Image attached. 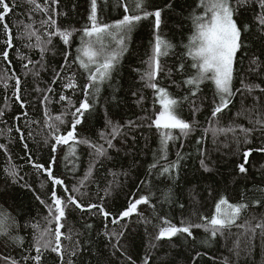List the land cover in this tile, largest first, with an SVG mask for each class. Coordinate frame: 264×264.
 <instances>
[{
  "label": "snow or ice",
  "instance_id": "6c2138e0",
  "mask_svg": "<svg viewBox=\"0 0 264 264\" xmlns=\"http://www.w3.org/2000/svg\"><path fill=\"white\" fill-rule=\"evenodd\" d=\"M24 2L29 6V16L27 21L16 23L17 33L15 38L20 40L22 49L28 51L17 49L14 43L13 29L7 19L10 14H14L15 9L19 6V0H0V29H2L4 36L2 45H0V61L5 62L7 65L3 69L4 74L0 76V81L3 82L5 90L9 88L8 81H14L12 99L20 109V113L14 116L13 119L18 121L21 118L26 119L28 117L26 109L31 106V101L26 97L31 95L32 92L42 94V99L38 103L43 104L45 108L43 126L47 129V132L43 143L49 147L52 153L48 162L46 164L37 162L29 144L26 142L23 127L18 126L15 131L19 134L17 142L21 143L25 152L24 159L35 170L45 176L46 180L50 182L51 190L47 200L40 195L36 196L40 204L47 209V216L44 217L45 223L43 225L38 222L25 225V227L33 229L31 249H34L35 254H22L21 260L4 257L3 264H46L47 257L45 253L55 254L56 264H75L73 257L79 255V241L71 243L69 246L62 243V240L65 239L72 241L71 234L66 235L62 229L66 227L68 214L73 211L102 217L106 222L103 235L109 240L113 248V254L120 252L121 255L126 256L130 264H135L131 255H127L124 250L122 239L126 235L128 224L121 225V221H128L136 216L144 223H151V220L144 216L143 209L140 206H149L153 212H156V203L153 199L155 193L151 191L152 182L140 181L137 192L147 183L149 185L148 193H128L126 206L115 214L106 203L107 198L112 194L111 186L103 190V195L97 193L99 202L92 201L91 193L82 191V189L86 188L88 183L91 182L95 163H100L101 158L110 159L109 150L111 149L119 152V148L113 141L126 139L127 133L123 129L130 130L143 125L132 120L127 121L126 124H120L108 119L106 124L110 128V132L100 133L102 144L87 138H80L77 135V126L81 125L86 115L91 114L95 109L103 87L106 84L110 85L112 82L114 73L117 71L123 55L128 50L127 42L131 34L143 21H151L154 34L152 55L145 62L146 67L143 72L137 69L141 81H144V87L151 89L153 92L154 118L145 117V119L149 121L148 127L155 128L158 134V151L153 154V162L149 165L148 175L166 178L173 182L177 181L180 178L179 172L184 156L177 152L176 159L170 160L168 156L170 144L178 140L188 139L197 126L202 129L200 138L196 140L197 144H200L209 134H211L214 141L220 135L228 137L231 134V141L236 145V152L242 156L243 161L237 163L236 168L240 174H246L248 172L246 165L249 163V157L254 152L264 153V147H250L253 144L255 132L259 131L261 139H264V113L259 111L260 98L253 96L255 101L253 106L242 110L249 113L247 118L252 127H244L241 124L222 127L220 117L225 110H229V106L233 103L238 92L243 95L242 89L234 86L238 54L247 50L248 41L254 35H259L261 40L264 41V0H192V4L188 5L191 10L186 17L189 22V34L186 42L182 40L179 46L162 35V25L165 22L164 14L175 10V0H166L163 4L156 3V0H115L114 7L120 11L121 15L111 23L102 21L100 17L104 9L112 4V0H89L87 22L80 28L73 26L71 23L59 22L61 16H69L68 11H58L62 0H43V2L41 0H24ZM74 7L75 5H73ZM246 11L254 13L253 22H248L243 18V12ZM36 14L42 17L39 20V28L36 27ZM77 36H79V46L75 47V55H73L71 49ZM57 39L65 46L64 49L60 50L63 56V64L59 70H53L51 84L54 85L63 80L62 88L65 91L71 90L73 95L80 91L83 98L76 106L72 96L63 93L58 94V102H66V104L64 105V111L54 114L48 110L49 104L54 103L50 96L54 92L53 87L31 88L27 79L22 80L20 75L12 72L13 59L10 53L16 52V62L24 70V75L39 78L41 71L46 67L47 52L58 48L55 43ZM177 47L182 48L178 55L177 70L180 74L187 73L180 84L181 87L186 88L187 94L181 97H175L169 92L168 86L162 84V80L170 79L172 73V69L165 70L162 58L174 55V49ZM36 52H38L39 59L35 58ZM250 64L261 67L262 61L258 58H252ZM29 65L33 66L32 69L29 68ZM72 65H78L81 75L86 78L83 84L78 83L77 73L71 70ZM208 82H211L214 91L209 102L212 105L210 115L205 119V123L209 127H204L196 119L197 114L202 109L196 105L195 99L198 93L202 92V87ZM172 83L175 84L176 82L173 80ZM241 85L249 95H252L257 89L264 93V87H261L260 84H245L241 80ZM133 95H137V93H133ZM144 100L145 97L142 94L138 95L137 104L142 105ZM201 103H203V100ZM156 104L159 105L158 109L155 108ZM185 104L190 106L193 117L192 122L183 117ZM8 109L9 105L5 103V107L0 109V118L7 114ZM252 113L256 114L255 119L252 118ZM241 114V112L236 113L237 116ZM69 115L71 116L70 122L66 119ZM5 123L7 122L5 121ZM31 123L36 124L39 121L33 120ZM69 123L70 127L65 128L64 126ZM24 127L30 129V124H25ZM175 130H178V134ZM7 132L11 133L12 128H7ZM32 136L33 133L29 130L27 137ZM81 144L92 150L89 154L94 158V163L90 164L89 169L78 180V184L69 188L65 178L55 174L57 152L61 146H67L64 159L66 161L70 157L74 159L77 156V146ZM180 147H183L182 143ZM0 153L6 156L8 163L4 171L11 177L13 183L23 181L24 178L20 175L19 166L12 162L10 143H0ZM201 155H204L203 152H201ZM200 167L205 172L211 171L206 163V158L200 159ZM20 186L34 191L27 182L21 183ZM75 193H79V196ZM162 195L164 199L161 201V205L173 202L171 188L167 192L162 191ZM85 197L88 198L89 202H85ZM157 199L159 198L157 197ZM257 203L264 204V201H257ZM180 207L183 208V205L181 204ZM248 208L249 204L247 203H233L226 196H220L214 203L213 213L210 216L201 215V222L199 223H185L184 220H181L178 226L166 215H159L158 218L164 226L159 227L154 239L156 241H171L173 238L184 237L186 240L188 237H192L194 240L193 229H202L206 234V239L202 243L207 244L210 239L224 236L233 227H237L243 228L245 235L251 234L250 241L255 238L256 230L259 229L261 239L264 240V219L255 224L247 220L244 223H238L242 214ZM108 222L114 226H120L121 230L119 232L107 230ZM84 227L91 229L93 226L85 224ZM19 228V222L15 217L5 210H0V237L4 238L5 241H10L17 247H24V237L18 234ZM155 246V244L152 245V247ZM238 249L239 242L237 241L234 249L237 256L239 255ZM200 256L201 253L196 252L191 264H196V260ZM142 264H149L147 256H145ZM225 264H228L227 258H225Z\"/></svg>",
  "mask_w": 264,
  "mask_h": 264
},
{
  "label": "trees",
  "instance_id": "16d2710c",
  "mask_svg": "<svg viewBox=\"0 0 264 264\" xmlns=\"http://www.w3.org/2000/svg\"><path fill=\"white\" fill-rule=\"evenodd\" d=\"M19 2L14 14H10L7 19L13 29L14 43L17 49L28 51L22 49L20 40L15 38L17 33L16 23L18 21H27L29 16V6L24 0H19ZM164 2L166 0H156L158 4H163ZM114 4L115 0H112V4L104 9L100 17L102 21L111 23L120 17L121 13L114 7ZM189 4H192V0H175V10L164 14L165 22L162 25V35L178 46L182 40L186 42L189 34V22L186 19L188 12L191 10L188 7ZM73 5H75L74 8ZM88 9L89 0H62L58 11H68L69 17L61 16L59 22L71 23L77 28L83 27L87 22ZM253 16L254 13L252 11L243 12V18L248 22H253ZM41 18L39 14H36L37 28H39V20ZM3 39V32L0 29V45H2ZM153 42L152 23L151 21H143L131 34L127 42L128 50L123 55L112 82L110 85L106 84L103 87L95 109L91 114L86 115L81 125L77 126V135H80V138H87L102 144L103 141L100 139L101 131L110 132V128L106 124L108 119L120 124H126L127 121L132 120L137 124L143 125L130 130L127 128L123 129L127 133L126 139L113 141L119 148V152L111 149L109 150L110 159L101 158L100 163H95L91 182L82 191L90 192L92 201L99 202L97 193L103 195V190L111 186L112 194L107 198L106 203L113 214H115L126 206L128 193L137 192L140 187V181L152 182L151 191L155 193L153 199L156 203V212H153L149 206H140L143 209L144 216L151 220V223H144L136 216H133L128 221H121V225L124 223L128 224L126 235L122 239L124 250L127 255H131L135 264H142L145 256L149 258V264H191L196 252L201 253V256L196 260V264H225V258H227L228 264H264V240L261 239L259 229L256 230V236L251 241L249 239L251 234L245 235V230L237 227H233L224 236L210 239L207 244L202 243L206 239V234L202 229H193L194 240L192 237H188L186 240L184 237L173 238L171 241H156L154 239L159 227L164 226L158 218L159 215H166L168 219L178 226L181 220H184L185 223H199L201 222V215L210 216L213 213L214 203L220 196H226L233 203L244 202L249 204V208L242 214L238 223H244L247 220L255 224L259 220L264 219V204L257 203V201H264V191H262L264 190V153L254 152L249 157V163L246 165L248 172L240 174L236 164L243 162L242 156L236 152V145L231 141V134L228 137L220 135L215 141L209 134L200 144H197L196 140L200 138L202 133V129L197 126L188 139L178 140L170 144L168 153L170 160L176 159L177 152L184 156L181 161L180 178L173 182L155 175L149 176V165L153 162V154L158 151V134L155 128L148 127L149 121L145 117L154 118L152 104L154 97L152 90L144 87V81H141L140 73L137 72V69L140 72L145 69V62L152 55ZM55 43L58 48L47 52L45 58L46 67L41 71L39 78L24 75V70L16 62V52L10 53L13 59L12 72L20 75L22 80L27 79L31 88L53 87L54 92L50 96L54 103L49 104L48 110L54 114L64 111V105L66 104V102H58V94L63 93L72 96L76 106L79 105V101L83 98L80 91H77L75 95H73L71 90L65 91L62 88L63 80L57 84H51L53 70H59L61 64H63V56L60 50L65 47L58 39ZM78 46L79 36L76 37L74 46L71 49L73 55H75V47ZM181 51L182 48L177 47L174 49V55L162 58L165 70L172 69L171 78L163 79L162 84L168 86L169 92L175 97L187 94L186 88L180 86L187 73L180 74L177 70L178 55ZM35 58L39 59L38 52H36ZM252 58L260 59L262 61L261 67L251 65L250 59ZM6 67V63L0 61V76L4 74L3 69ZM32 67V65H29L30 69ZM77 69L78 65L71 66V70L77 73L78 83L83 84L86 78ZM173 80L176 82L175 84L172 83ZM241 80L245 84L255 83L264 87V41L261 40L259 35H254L248 41L247 50L238 54L234 86L235 88H241L243 95L238 92L234 97L233 103L229 106V110H225L221 115L222 127L232 124L252 127L247 118L249 113L242 110L253 106L255 103L253 96L260 98L259 111L264 113V93L257 89L252 95H249L243 90ZM8 84L9 88L5 90L3 82L0 81V109L5 107V103L9 105L7 114L0 118V143H10L12 162L19 166L20 175L24 179L20 183H13L11 177L4 171L8 163L6 156L0 153V210L7 211L19 222L18 234L24 237L25 245L24 247H17L10 241H5L4 238L0 237V264H3L4 257L21 260L22 254H35L34 249H31L33 229L25 227V225L37 222L41 225L45 223L44 217L47 216V209L40 204L36 196L40 195L47 200L51 190L50 182L46 180L45 176L35 170L24 159L25 152L21 143L17 142L19 134L15 131L16 127H23L26 142L29 144L32 154L37 162L46 164L52 153L49 147L43 143L47 129L43 126L44 105L38 103L42 99V94L32 92L31 95L26 97L31 101V106L26 109L28 117L26 119L21 118L18 121L13 119L14 116L20 113V109L12 99L14 81H8ZM213 91L211 82H208L202 87V92L198 93L195 99L196 105L203 110L197 114L196 119L204 127H209L205 123V119L210 115L212 105L209 102L213 97ZM133 93H137V95H133ZM140 94L145 97L142 105L137 104L138 95ZM205 97L207 99H204ZM202 100L203 103H201ZM155 108L158 109L159 105L156 104ZM237 112L242 114L237 116ZM183 117L189 122L193 120L188 104L183 107ZM255 117L256 114L252 113V118L255 119ZM66 119L70 122L71 116H67ZM33 120L39 121V123L32 124L31 121ZM25 124H30V129L24 127ZM65 126V128L70 127V123ZM7 128H12V132H7ZM29 130L33 133L30 138L27 137ZM175 131L178 134V130ZM181 143L183 147H180ZM250 147H264V139H261L259 131L254 133L253 144ZM91 151L83 144L78 145L76 158L70 157L66 161L64 156L67 153V146H61L58 149L55 174L65 178L69 188L77 185L78 180L89 169L90 164L94 163V158L89 154ZM201 152H203V156ZM205 158L211 169L210 172H205L200 167V159ZM24 182L30 184L34 191L22 188L20 184ZM169 188L172 189L173 202L161 205V201L164 199L162 191L167 192ZM148 191L149 185L146 183L137 194H147ZM75 194L79 196V193ZM84 200L86 203L89 202L87 197ZM181 204L183 208L180 207ZM105 223L102 217L95 214H85L79 211H73L68 214L66 227L62 231L66 235L70 233L72 241L65 239L62 240V243L65 246H69L71 243L79 241V255L78 257H73L75 264H130L126 256L121 255L120 252L113 254V248L109 240L103 235ZM85 224H91L93 227L86 229L84 227ZM107 230L119 232L121 228L108 222ZM237 241L239 242L238 256L234 250ZM153 244L156 246L152 247ZM45 256L47 257L46 264H56L54 260L55 254L45 253Z\"/></svg>",
  "mask_w": 264,
  "mask_h": 264
},
{
  "label": "bare ground",
  "instance_id": "6f19581e",
  "mask_svg": "<svg viewBox=\"0 0 264 264\" xmlns=\"http://www.w3.org/2000/svg\"><path fill=\"white\" fill-rule=\"evenodd\" d=\"M20 3V2H19ZM115 9V8H114ZM69 17V16H68ZM62 65V64H61ZM129 67V66H128ZM134 67V66H133ZM135 69V68H133ZM78 70V69H77ZM42 87V86H41ZM211 88V87H210ZM76 94V93H75ZM132 102V101H131ZM153 104V103H152ZM203 111V110H202ZM141 112V111H140ZM66 127V126H65ZM102 132V131H101ZM80 136V135H79ZM91 138V137H90ZM136 138V137H135ZM42 147V146H41ZM125 151V150H124ZM129 154V153H128ZM129 157V156H128ZM79 163V162H78ZM103 163V162H102ZM33 173V172H32ZM129 174V173H128ZM107 179V178H106ZM45 185V184H44ZM127 185H128V181H127ZM129 186V185H128ZM129 188V187H128ZM43 189V188H42ZM122 190V189H121ZM129 190V189H127ZM43 191V190H42ZM118 191V190H117ZM124 192V191H123ZM130 193V192H129ZM108 200V199H107ZM113 200V199H112ZM77 214V213H76Z\"/></svg>",
  "mask_w": 264,
  "mask_h": 264
},
{
  "label": "rangeland",
  "instance_id": "374dc122",
  "mask_svg": "<svg viewBox=\"0 0 264 264\" xmlns=\"http://www.w3.org/2000/svg\"><path fill=\"white\" fill-rule=\"evenodd\" d=\"M106 43H107V40H106Z\"/></svg>",
  "mask_w": 264,
  "mask_h": 264
}]
</instances>
